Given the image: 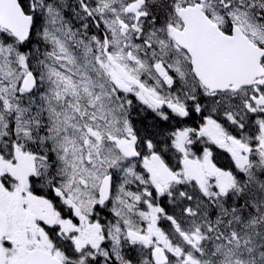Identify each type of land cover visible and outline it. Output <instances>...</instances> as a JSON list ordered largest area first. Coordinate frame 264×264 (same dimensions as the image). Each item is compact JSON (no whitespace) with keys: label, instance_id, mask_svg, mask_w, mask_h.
<instances>
[{"label":"snow or ice","instance_id":"1","mask_svg":"<svg viewBox=\"0 0 264 264\" xmlns=\"http://www.w3.org/2000/svg\"><path fill=\"white\" fill-rule=\"evenodd\" d=\"M0 264H264V0H0Z\"/></svg>","mask_w":264,"mask_h":264}]
</instances>
